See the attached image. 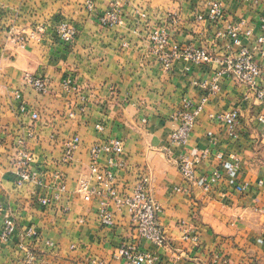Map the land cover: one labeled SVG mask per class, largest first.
<instances>
[{
    "label": "crops",
    "instance_id": "obj_1",
    "mask_svg": "<svg viewBox=\"0 0 264 264\" xmlns=\"http://www.w3.org/2000/svg\"><path fill=\"white\" fill-rule=\"evenodd\" d=\"M113 1L0 0V264H19L21 244L37 264H125L114 253L133 237L127 209H117L106 190L89 200L78 192L81 180L97 185L96 145L120 192L149 177L167 237L166 246L137 239L139 250L157 257L153 264H264V103L222 71L239 46L221 34L238 27L264 87V0H128L120 22L106 25L101 17ZM214 3L223 14L212 19ZM60 23L76 29L72 42L59 35ZM156 32L167 34L168 53L190 45L213 60L179 58L167 68L154 49ZM26 72L44 77L45 90L24 82ZM187 101L203 108L188 143L171 146ZM232 109L240 111L235 133L210 117ZM113 140L123 144L118 156L106 149ZM182 154L197 162L190 180L179 168ZM113 158L124 166L110 165ZM5 219L16 225L9 240L2 239ZM186 231L197 238H184Z\"/></svg>",
    "mask_w": 264,
    "mask_h": 264
},
{
    "label": "built area",
    "instance_id": "obj_2",
    "mask_svg": "<svg viewBox=\"0 0 264 264\" xmlns=\"http://www.w3.org/2000/svg\"><path fill=\"white\" fill-rule=\"evenodd\" d=\"M126 1L128 0H114L109 10L101 17L102 22L106 25H113L120 22L121 8ZM222 14L221 4L214 3L210 12V17L215 19L221 17ZM262 22V28L264 30V19ZM58 33L66 42H72L76 36V29L67 23H60L58 26ZM221 34L228 35L233 43L239 46L237 53L224 60L225 67L222 71L232 75L240 84L247 88L249 94H252L257 101L264 103V87L260 86L258 83V78L262 72L261 67L255 60L254 53L248 48V46L243 44L238 27L229 25L227 30ZM247 35L251 36L252 31H248ZM152 40L154 42L155 51L160 55L167 68H170L173 62L179 58H183L187 63H203L213 60V56L206 48H198L190 45L173 49L168 53L166 51L168 46V36L164 32L154 33ZM263 43L264 32L258 37V48L264 56ZM186 69H189V66ZM23 80L40 91H44L47 86V80L44 77L35 76L29 72L24 74ZM68 83L69 82H66V84ZM216 88V85L212 87L213 90ZM18 96L19 94L17 97ZM202 108V106L193 107L190 101H187L183 108L176 113L175 119L179 124L174 128L170 135L171 146L183 147L188 143L191 131ZM21 110H26L24 104L21 105ZM33 117L37 118L38 116L37 114H34ZM210 117L225 123L229 131L235 133L236 126L240 119V111L239 109H232L218 114H210ZM259 119L264 120V115L260 116ZM98 127L102 128L101 125H98ZM78 140L79 139L75 137L68 143L65 151L67 159L71 158ZM111 148L116 153V156H118L123 152L122 141L113 140L111 146H106V149ZM102 149L103 147L96 145L90 151L91 172L97 179V185L91 189L86 180H81L78 183V192L82 194L86 200H89L92 194H100L102 191L106 190L114 199L117 209H127L132 222L133 237L118 247L114 256L116 258L125 259V264H153L157 257L151 252L139 250L137 239H145L157 246H166L167 237L160 224L162 207L150 193L149 177H140L133 187H125L124 190L120 192L115 184L116 176L114 171L100 165L98 159ZM216 157L222 159L223 154L218 153ZM24 160L30 162L31 157L27 154L25 155ZM196 163V160L191 159L189 156L184 154L180 156L179 168L186 179L190 180L194 177ZM109 164H117L121 167L124 166L122 160L119 159L117 162L115 158L110 159ZM21 177L23 179L37 178V173L23 172L21 173ZM216 177L220 178L221 175L218 172H215L213 178L215 179ZM204 178L205 179L203 180L206 182L208 179L207 176ZM42 202L48 203L49 200L43 198ZM1 212L2 208L0 207V213ZM102 218L105 223H112V215L110 211H104L102 213ZM15 229V222L12 219H5L2 239L9 240L12 238L15 234ZM184 238L196 239L197 237L186 231ZM20 251L23 253V258L20 260L19 264H37V256L34 250L21 244ZM93 264H102V262L94 260Z\"/></svg>",
    "mask_w": 264,
    "mask_h": 264
}]
</instances>
